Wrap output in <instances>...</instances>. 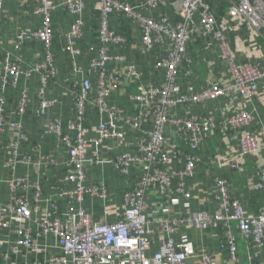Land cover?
Returning <instances> with one entry per match:
<instances>
[{"label":"built area","instance_id":"2783aa9c","mask_svg":"<svg viewBox=\"0 0 264 264\" xmlns=\"http://www.w3.org/2000/svg\"><path fill=\"white\" fill-rule=\"evenodd\" d=\"M178 12V19L168 17L154 18L145 15L138 6L128 0H99L98 27L96 40L99 44L97 56L89 61V70L98 76L97 93L94 107L103 117L97 127L90 130L85 126L87 107L92 84L86 77H81V68L76 59L81 51L77 41L82 36L83 23L81 10L83 0H65L63 8L74 16L71 31L66 36L64 52L70 58V68L76 81L73 94L75 114L66 130L58 119H49L42 126L44 135H54L66 149L67 174L58 179L54 199L65 202L66 207L52 200L42 199L39 184L32 183L29 177H12L7 183L9 203L0 205V231H8L11 223L16 240L13 250L24 249L27 252L36 248L39 240L51 238L59 244L61 255L53 257L49 264H188L196 257L198 264H215L213 256L205 249L197 254L186 251L175 241L181 228H191L201 232L214 226L223 229V247L233 261L237 252V239L232 228L248 243L264 246V208L256 216L245 213L240 200L230 196L228 184L223 179L215 181V189L221 200L220 212H192L184 208L180 214H174L173 194H180L189 199L185 192V181L190 178L197 164V152L202 140L216 129L213 117L198 114L179 115L174 113L177 107L188 108L209 101H217L233 92L250 103L258 91V85L264 80V70L257 65L235 63L231 47L226 36V29L217 26L215 6L225 4L224 25L235 20L244 21L253 31H264V0H144L148 10L157 9L165 3ZM4 0H0V42L2 33ZM57 10L52 0H41L33 14L40 18V26L35 30H23L17 38L15 49L27 43L41 45L42 54L26 73L39 76L41 89L38 94L37 115L46 118L53 101L45 96V88L56 77L55 56L52 51L53 30L51 16ZM123 16L136 23L140 29V51L144 54L155 47L162 50L153 69L163 77L161 84H143L142 74L134 66L128 67V74L135 82L141 83L139 93L130 96L138 105L143 116L151 121L149 131L143 129V118H126L119 108L110 107L107 99L117 87V76L109 67L125 58L112 54V48L120 46L122 37L110 29L111 16ZM200 38L214 40L222 55V63L231 74L229 83L223 85L211 83L199 90L193 86H182V72L191 65L188 52L189 44ZM0 75V137L6 130L15 134V140L8 144L9 156L5 162L9 169L28 163L20 157V146L27 142L24 126L7 119V105L3 90L6 86L16 87L23 74L20 66L9 56L2 62ZM111 83L112 88L108 87ZM27 90L24 89L16 104L18 114H24L28 106ZM244 109V108H243ZM243 109L228 115L219 122L223 129H243L253 121V116ZM138 130L141 138L135 154L122 153L103 160L102 149L109 141L122 142L125 133L119 125ZM181 137L184 149L168 140V129ZM254 135L243 133L239 139L240 156H252L258 151ZM45 158L39 157L32 162L39 167ZM109 162L116 172L125 179H130L131 171L137 175L128 184L122 195L121 209L113 221L97 220L86 211V199L105 201L107 188L99 185H86V167L88 164ZM183 164L182 169L173 165ZM257 187L264 199V169L259 170ZM33 189L28 200L20 190ZM150 197H153L150 200ZM30 221L37 223L36 232L24 225ZM3 242L0 240V246ZM154 246H157L154 250ZM23 264H35L25 262Z\"/></svg>","mask_w":264,"mask_h":264},{"label":"crops","instance_id":"0c3cea01","mask_svg":"<svg viewBox=\"0 0 264 264\" xmlns=\"http://www.w3.org/2000/svg\"><path fill=\"white\" fill-rule=\"evenodd\" d=\"M57 10L51 16L53 30L52 51L55 56L56 77L45 88V96L53 101L48 109L46 118L41 119L37 115L38 94L41 89L39 76L36 74L26 77L29 69L39 61L42 54L41 45L30 42L15 49L18 35L23 30H35L40 26V18L33 12L40 6L41 0H4L2 33L0 42V75L2 62L9 56L10 60L19 64L22 71L19 84L16 87L6 86L3 94L6 98L5 114L9 121L19 122L25 128L27 142L20 146V157L28 161L18 165L14 170L9 169L5 162L9 156L8 144L15 140L14 132L6 130L0 137V205L9 203L7 183L12 177H29L32 183L39 184L42 199L45 202L52 200L62 208L65 202L54 199L57 181L67 174L66 149L54 135H44L42 126L49 119H58L62 129L66 127L74 117L73 94L77 88L76 78L70 68V58L64 52L66 36L71 31L74 16L63 8L65 0H52ZM132 5L138 6L145 15L159 18L168 17L171 20L178 19V12L171 2L159 6L157 9L148 10L143 6L144 0H128ZM98 2L99 0H83L81 20L83 23L82 36L77 41V47L81 51L80 57L76 59L81 68V77H86L92 84V92L89 96L85 126L92 135L93 129L103 119L94 107L97 93L98 75L89 70V61L97 56L99 44L96 40L98 27ZM225 4L215 6L217 26L226 29V36L231 47L235 63L238 65L250 63L264 70V31H253L244 21L235 20L224 25L226 15ZM110 29L122 37L120 46L112 48V54L121 55L123 61L114 62L110 72L117 76V87L107 99L110 107L122 110L126 118H135L141 115L143 118V129L149 131L152 128L151 121L143 116L138 105L130 100V96L139 93L141 83L161 84L163 77L153 69L154 64L162 54L159 47H155L145 54L140 51V29L138 25L123 16H111ZM188 52L191 65L182 72V86L184 88L193 86L199 90L211 83L227 84L231 80V74L222 63L221 50L214 40H202L195 38L189 46ZM134 66L142 74V80L135 82L128 74V67ZM111 83L108 84L112 88ZM26 89L28 95V106L24 114H18L16 104L21 97L22 91ZM244 108V109H243ZM243 109L253 116L251 124L243 129H223L219 122L224 117ZM198 114L203 117H213L216 129L204 137L197 152V164L193 175L185 181V192L189 193V199H184L180 194H173L174 214H180L184 208L192 212H206L217 214L220 212L221 200L215 189V181L223 179L228 184L230 196L241 201L245 213L256 216L264 208V199L257 187L259 170L264 169V80L258 85V91L253 100L248 103L241 98L237 92H233L217 101H209L204 104L183 108L177 107L174 113L177 115ZM136 119V118H135ZM125 133L122 142L109 141L102 149L103 160L122 153L135 154L141 133L130 129L126 125H119ZM243 133L255 136L258 151L252 156H240L239 139ZM168 140L173 145L184 149V141L177 136L172 128L168 129ZM185 152L186 149H184ZM39 157L45 158L39 167H34L32 162ZM174 169H182L183 164L173 165ZM137 175L135 170L131 171L130 179L122 178L109 162L103 164H88L86 167V185L93 186L103 183L107 188L105 201L86 199L84 208L93 214L97 220L113 221L117 219L121 209L122 195L126 186L133 181ZM28 200L32 198L33 189L20 190ZM153 197H150L152 200ZM31 201V200H30ZM24 225L36 232L37 223L26 221ZM16 225L11 223L8 231H0V264H23L26 261L35 264H49L50 260L61 255L59 244L47 238L39 240L36 248L27 252L24 249L13 250L16 235ZM232 234L237 239V252L232 261L228 252L223 247V229L214 226L201 232L191 228H181L175 236V241L183 246L189 253H199L205 249L213 256L215 264H264V246L260 247L246 242L232 228ZM157 246H154L156 250ZM188 264H198L197 258L189 259Z\"/></svg>","mask_w":264,"mask_h":264}]
</instances>
